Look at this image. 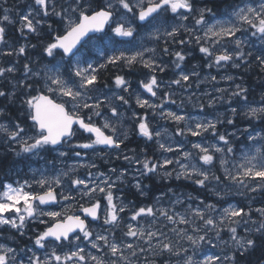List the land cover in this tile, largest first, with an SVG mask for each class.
<instances>
[{"label":"snow or ice","instance_id":"6c2138e0","mask_svg":"<svg viewBox=\"0 0 264 264\" xmlns=\"http://www.w3.org/2000/svg\"><path fill=\"white\" fill-rule=\"evenodd\" d=\"M221 4L25 0L27 10L19 16L18 31L25 39L38 38L41 54L36 59L27 49L35 50L38 44L13 47L6 40V26L16 20L12 9L4 8L0 45L8 50H0V56L17 59L8 66L0 64V141L6 145L0 170L5 176L19 175L17 167L23 163L31 179L0 183V240L27 238L31 246L0 243V264H241L247 254L264 248V80L257 78L259 98L250 99L256 88L244 83L243 76L225 74L217 80L211 74L201 77L197 70L248 71L255 63L264 73V0ZM157 43L164 45L159 53ZM194 50L204 63L187 71L184 65ZM164 56L173 59L165 62ZM170 65L174 78L159 79L157 73ZM109 66L147 69L138 86L161 102L153 103L141 92L130 94L132 83L124 75L116 74L109 87L100 78ZM193 77L196 80L189 83ZM220 81L233 85L181 98L180 108L187 103L201 115L163 111L165 104L177 103L173 86L187 91ZM132 99L152 115L160 109V118L176 125L175 136L199 140L187 141L190 150H185L184 140L175 145L161 142L162 135L173 134L151 127L147 111H133L128 117L125 108H131ZM218 105H225V111L205 112ZM10 109H16L15 118ZM126 118L136 125V135L154 140L160 153L175 155L149 157L144 149L140 154L135 149H129L132 155L124 152L122 145L129 139L123 127ZM98 146L114 150L115 160L136 166L132 187L141 196L152 187L144 180L159 177L190 181L216 202L191 193L178 195L169 187L152 204L130 207L132 201L114 195L118 185L126 184V167L105 172L94 161L78 162L84 149L99 156ZM33 157L44 160L45 166L31 169ZM80 168L88 170L83 178L75 175ZM231 196L242 199L233 203ZM258 199L262 206L253 208ZM178 205L183 207L178 210ZM52 206L60 210H49ZM125 212H130L127 218L121 215ZM36 221L48 226L30 236L29 224ZM12 230L15 236L4 235ZM117 231L122 233L119 240ZM210 249L219 251L209 255Z\"/></svg>","mask_w":264,"mask_h":264},{"label":"trees","instance_id":"16d2710c","mask_svg":"<svg viewBox=\"0 0 264 264\" xmlns=\"http://www.w3.org/2000/svg\"><path fill=\"white\" fill-rule=\"evenodd\" d=\"M28 2H30V0H28ZM217 2H218V5L222 7L221 0H217ZM4 8L12 9L11 15H12L13 19L16 20L15 24L6 26V40L8 41V43L13 47H18L20 44H26V43L38 44V38L35 37L34 35H28L27 38L25 39V38L21 37V35L18 31L19 26H20L19 25V16L22 15L26 9V6H25V3H23V0H7V3H3V0H0V18H2L3 14H4ZM45 39H46V37H45ZM156 47H157V52L159 53L160 49L162 47H164V45L162 43H157ZM193 48H195V45H193ZM0 50L7 51L8 49L5 46L0 45ZM185 51H187V49H185ZM40 54H41V48H40L39 44H38L37 49H35V50H33L31 48L27 49V55L32 59L39 58ZM16 59L17 58L15 56H12V57L0 56V64H2L3 66H8L9 63L14 62ZM172 59H173V57H171V56H164L165 62H168V61L170 62ZM253 59H254V57H253ZM100 62L102 63L103 60H101ZM20 63H21V65L24 63L23 58L20 59ZM203 63H204V61L202 59V54L199 53L198 51L194 50L192 52L191 56H189L188 59L186 60L184 67L186 68L187 71H189V70L191 71V69H192L191 67H193V65L202 66ZM34 67H36V66L34 65ZM171 70H173V68L170 65L169 70H167L168 72L166 71L164 73H157L158 78L163 79V80H166V79L170 80V79L174 78L173 72H171ZM197 70L201 71V77L206 76L207 74L208 75L212 74V75H216V76L218 75L217 80H220V76L225 75V74L243 76L244 77V83H246L249 86L256 88V91L252 93V96L250 97V99H252L253 97H255L256 99L259 98L258 92L261 91V89L259 87V83H258L257 78H259V80H264V73L260 72L258 66L255 63H253L251 69L248 71H245L243 68L242 69H232L230 67L227 69H221V70H219V72L216 69L209 70L207 68H202V69L197 68ZM147 71H148L147 69H144L142 67L140 68V66H136L131 71H129L127 69H117V68H113V67L109 66L106 70L101 71L100 78H101L102 82H106L109 85V87H111L113 77L116 74L124 75L126 77V79H129L132 83V89L130 90V94H131L133 91L134 92H141V91L143 92V90L141 88H139V86H138V81L140 79L144 78ZM17 75H19V73H17ZM195 80H196V78L193 77L192 81H190L189 83H191ZM236 82L239 83L240 81L237 80ZM232 85H233V82H225V81L221 82L220 81V83L218 85L217 84L216 85L211 84L212 87L211 86L208 87L209 90H207V91H212L214 87L231 88ZM205 87L206 86L203 87L202 85H200V87L198 89V88H195V86H193L192 88L188 89L187 90L188 92H187L184 89H181L179 86H173L172 91L175 93L176 98H174V99L177 101V104L168 103L170 105L165 104V108H170L169 109L170 111H176V112H181V113H183V112L184 113H191L192 115H201L198 108H193L191 105H189L187 103L184 105L185 107L180 108V106L178 104H179L182 97L189 95V93L191 94L193 91H195L197 94L201 93L202 91L204 92ZM200 88H201V91H200ZM165 90L167 91V89H165ZM182 90H183V92H182ZM181 94H182V96H181ZM214 94L217 95V93L213 92V95ZM133 101H135V100L133 99ZM133 101L130 100L131 108L130 109L126 108L129 112L132 113L133 111H135L137 113L142 114L143 112L147 111L149 113V121H150L151 127H157L158 129H161V127H164V128L172 127L174 129V132H175L176 125L173 122H170V120H165V119L160 118V116H159V112L161 111L160 109L156 110V115H152V111H149L146 109L145 110L139 109L138 106L135 103H133ZM2 103L3 102H0V104H2ZM169 106H172V107H169ZM225 109H226L225 105H218L217 109H215V110L214 109L210 110L208 108H205V112H213V111L224 112ZM10 111H11L12 117L13 118L16 117L15 116V115H17L16 109H10ZM163 111H164V109H163ZM129 117H131V116H129ZM125 125L126 126L128 125V127L130 128V134H129V139L125 141L124 145H122L123 150H125L124 152H126L128 155H132V153L129 151V149H135L136 153L140 154L141 150L144 149V150H146L147 155L149 157H153V156L159 157L160 156V152H158V149H157L158 146L155 144L154 140L153 141H146L145 138L136 135V125L131 120L127 119ZM132 128L135 130V132H133L134 130ZM79 138H81V141H83V137H79ZM190 139L193 142H197L199 140V138H197V137H190ZM5 148H6V145H4L2 143V141H0V153H3ZM102 151H105V150L102 149ZM112 153L114 154L116 152H114V150H112ZM112 157L113 156H109V155L106 156V160L110 161L109 164H105L104 160H102V161L94 160V162L97 163L98 166L100 164L101 167H99V168L100 169L102 168V170H105L109 167H115V168L118 167L117 168L118 170L121 168H125V167L128 169V176H127L126 184L125 185H118V188L114 190V195H122L123 194L122 196L124 197L125 203H127L128 201L133 202V204L130 205V207L145 206V205L152 204L154 197L158 196L161 190L167 191V189L169 187H171L176 193H178V195L180 193H185V194L191 193L193 196H200L201 198H206V200L208 202H213V203L216 202L215 198L206 195L203 192V190L198 189V187L193 185L190 181L175 180V179H173V180H162L159 177H153V178L144 180L145 184H149L152 187L149 189L147 196H141L132 187V184L134 183V181L132 180V173H133L134 167H136V166L128 164L127 161H124L121 159L115 160L114 157L113 158ZM7 159H8V161H11L12 160L11 155H9L7 157ZM88 159L89 158H87V160ZM23 167H24L23 163L18 165L17 171L18 172L21 171V169ZM129 171H131V172L129 173ZM13 174H16V172H9L8 175L5 176L4 171L0 170V183L11 182L14 178ZM84 174L85 173L81 172L80 177L83 178L85 176ZM217 174L218 175L220 174L219 171H217ZM120 188H123L122 192L120 191ZM169 196H171V193H169ZM229 199L232 200L233 203H236V202L240 201L242 198L239 196H231V197H229ZM102 203H103V201H102ZM164 203H165V206H167V199L165 200ZM193 203L195 204V203H197V201H193ZM261 206L262 205H261L259 199L253 203V208H257V207H261ZM182 207L183 206H180V205L177 206L178 210H180ZM121 215L123 217L127 218L130 215V212H125V213H122ZM253 216H254V218H256L255 213L253 214ZM125 222H128L127 219H125ZM44 228H46V225H43V226L40 225L39 226V224H35V225L29 224L28 234L30 236H34L35 233L42 231ZM121 228L123 229V224L121 225ZM4 235L5 236H9V235L15 236V231L12 230L11 233L6 232ZM121 235H122V233L120 231L116 232V238L118 240L120 239ZM225 238H227V237H225ZM129 239H131V238H129ZM4 242L8 243L10 246H13V247H15L17 245L23 246L25 244H28L29 246H31V241H29L27 238L17 237L14 240L13 239L0 240V243H4ZM208 253H209V251H208ZM241 264H264V248L258 247L254 251L247 254L241 260Z\"/></svg>","mask_w":264,"mask_h":264},{"label":"rangeland","instance_id":"374dc122","mask_svg":"<svg viewBox=\"0 0 264 264\" xmlns=\"http://www.w3.org/2000/svg\"><path fill=\"white\" fill-rule=\"evenodd\" d=\"M23 3H25V0H23ZM19 4V3H18ZM15 8V7H14ZM26 10L27 9H25V12H23V14H25L26 13ZM22 14V15H23ZM145 43H147L149 46H152V42H150V41H145ZM260 47V45L257 43V45H256V48L258 49ZM202 86H205L206 85V87L204 88V90L205 91H207V90H209L208 89V87H210L211 86V84L210 83H207V82H205V83H203V84H201ZM204 91V92H205ZM141 93H142V95H143V98H145V99H150L153 103H159V101L160 100H158L156 97H151L150 96V94H148V93H146V92H142L141 91ZM173 98H176V96L174 95V97ZM165 106V105H164ZM127 108V107H126ZM125 108V111L127 112V116L129 117V116H131V112H129L127 109ZM165 108V107H164ZM163 108V109H164ZM147 110H149V111H152L151 109H147ZM164 111H170L168 108H165L164 109ZM126 120H127V118L126 119H124V121H123V127L124 128H126V129H128V134H130V128L128 127V126H126L125 124H126ZM170 122H172V121H170ZM175 126V125H174ZM181 127H183V125H181ZM154 129H157V130H160V131H162L163 132V129H165L164 127H161V129H158L157 127H153ZM167 130H168V132L169 133H172L173 135H172V137L170 138L167 134H165V135H162L161 137H160V140H161V142H164V143H169V144H173V145H175V142L176 141H178V140H184L185 141V145H184V148H185V150H190V144H188L187 143V141H191V139H190V137H178V136H175V132H174V129L172 128V127H170V128H166ZM78 139H80L81 140V138H79L78 137ZM102 149H104L103 148V146H98V152H99V155H101V156H104V159H101L100 158V156H98L96 153H94L93 152V150L92 149H84V150H82V157L81 158H78V162H88V161H94V160H106V156H115V154L116 153H112V150H107V149H104L105 151H102ZM194 151V150H193ZM88 152V153H87ZM94 153V155H93V153ZM83 153H87V155L85 156V155H83ZM102 153V154H101ZM105 153H107V155L105 156L104 154ZM161 155H166V156H173V155H175V154H173V153H160V156ZM97 156V157H96ZM89 157V159L87 160V158ZM91 157V158H90ZM99 157V158H98ZM83 158V159H82ZM36 159V160H35ZM49 159H51V157H49ZM92 159V160H91ZM122 159V158H121ZM123 160V159H122ZM39 161V162H38ZM41 161V162H40ZM74 162H77V161H74V160H68V161H66V163L67 164H72V163H74ZM36 165H35V164ZM110 163V161L108 162V163H105V164H109ZM29 164H32V165H30L31 167V169H38V168H43L44 166H45V164H44V160H42V159H39V158H35V157H33L32 158V160L29 162ZM37 164H39V165H37ZM44 165V166H43ZM39 166V167H38ZM99 167H101V165L99 164ZM171 167V166H170ZM109 168H111V167H109ZM109 168H107V170L109 169ZM99 170L100 171H105V172H107V170H102V169H100L99 168ZM88 170H86V169H84V168H80L79 169V171L75 174V175H78V176H80V173L81 172H83V173H85V175H86V172H87ZM91 171L93 172V173H95L97 170L96 169H91ZM13 180L11 181V182H13V181H15V180H21V182L23 181V179H31V171L29 170V168H26L25 166L21 169V171H19V175H17V174H13ZM115 177H113V179H114ZM9 183V182H8ZM0 191H2V189H0ZM57 191L59 192L60 191V189H57ZM66 203V202H65ZM59 208V206H52V207H50V209L49 210H55V211H59L60 209H58ZM77 214H79L78 212H77ZM45 219H47L46 217H45ZM30 224H32V225H35V224H39V225H44V224H40L38 221H36V222H32V223H30ZM48 226V225H47ZM46 226V227H47ZM92 227L94 228V229H96V226H95V224L94 225H92ZM96 230H98V229H96ZM94 251V250H93ZM219 250L218 249H211V250H209V255H211V254H213L214 252H218Z\"/></svg>","mask_w":264,"mask_h":264},{"label":"bare ground","instance_id":"6f19581e","mask_svg":"<svg viewBox=\"0 0 264 264\" xmlns=\"http://www.w3.org/2000/svg\"><path fill=\"white\" fill-rule=\"evenodd\" d=\"M2 48V47H1ZM167 58V57H166ZM9 61V60H8ZM25 62V61H24ZM169 62V61H168ZM10 64V63H9ZM21 64V63H20ZM190 64V63H189ZM8 65V64H7ZM191 65V64H190ZM188 66V65H187ZM170 67V66H169ZM141 68V67H140ZM190 68V67H189ZM192 68V67H191ZM202 69V68H201ZM139 70V69H138ZM169 70V69H168ZM192 70V69H191ZM190 71V70H189ZM207 71V70H206ZM205 71V72H206ZM209 71V70H208ZM168 72V71H167ZM171 72H173V70H171ZM203 72V71H202ZM227 72V71H226ZM170 73V72H169ZM172 74V73H171ZM167 75V74H166ZM208 75V74H207ZM212 75V74H211ZM168 76V75H167ZM218 76V75H217ZM165 77V76H164ZM172 77V76H171ZM221 77V76H220ZM166 79V78H165ZM219 79V78H218ZM166 80H168V79H166ZM222 82V81H221ZM192 83V82H191ZM218 85V84H217ZM206 86V85H205ZM221 86V85H220ZM204 87V86H203ZM212 87V86H211ZM188 89H190V88H188ZM187 89V90H188ZM199 89V88H198ZM206 90V89H205ZM211 90V89H210ZM181 91V90H180ZM191 91V90H190ZM200 91H201V88H200ZM176 92V91H175ZM182 92H183V90H182ZM188 92V91H187ZM203 92V91H202ZM180 94V93H179ZM190 94V93H189ZM215 95V94H214ZM180 96V95H179ZM181 96H182V94H181ZM185 96V95H184ZM187 96V95H186ZM181 98V97H180ZM159 100V99H158ZM132 101H133V99H132ZM160 102V101H159ZM133 103H135V101H133ZM132 103V104H133ZM159 104V103H158ZM177 104V103H176ZM168 105H170V104H168ZM179 105V104H178ZM135 106V105H134ZM165 107V106H164ZM169 107H172V106H169ZM185 107V106H184ZM140 109V108H139ZM165 109V108H164ZM168 109H170V108H168ZM143 110H145V109H143ZM187 110V109H186ZM210 110H213V109H210ZM209 110V111H210ZM142 112V111H141ZM144 113V112H143ZM184 113V112H183ZM16 116V115H15ZM15 118V117H14ZM130 120V119H129ZM129 122V121H128ZM128 126V125H127ZM159 127V126H158ZM133 129V128H132ZM134 130V129H133ZM132 131V130H131ZM133 132H135V130L133 131ZM156 144V143H155ZM158 149V148H157ZM125 151V150H124ZM158 152H160L159 150H158ZM88 153V152H87ZM93 153V152H92ZM102 154V153H101ZM104 154V153H103ZM93 155H94V153H93ZM99 156H101V155H99ZM97 157V156H96ZM89 158V157H88ZM91 158V157H90ZM99 158V157H98ZM106 158V157H105ZM113 158V157H112ZM36 160V159H35ZM92 160V159H91ZM122 160V159H121ZM68 161V160H67ZM93 161V160H92ZM100 161H102L101 159H100ZM39 162V161H38ZM41 162V161H40ZM104 162H105V160H104ZM126 163V162H125ZM35 164V163H34ZM112 164V163H111ZM30 165H32V164H30ZM36 165V164H35ZM37 165H39V164H37ZM44 166V165H43ZM111 166V165H110ZM125 166V165H124ZM31 167V166H30ZM39 167V166H38ZM103 167V166H102ZM134 167V166H133ZM118 168V167H117ZM102 169V168H101ZM105 169V168H104ZM132 169V168H131ZM97 170V169H96ZM105 170H107V169H105ZM108 171V170H107ZM131 171H129V173H130ZM85 175V174H84ZM82 178V177H81ZM130 178V177H129ZM131 179V178H130ZM127 182V181H126ZM119 194V193H118ZM178 194V193H177ZM123 195V194H122ZM56 207V206H55ZM58 209H60V207L58 208ZM53 210V209H52ZM40 226V225H39ZM43 226V225H42ZM47 226V225H46Z\"/></svg>","mask_w":264,"mask_h":264},{"label":"water","instance_id":"95a60500","mask_svg":"<svg viewBox=\"0 0 264 264\" xmlns=\"http://www.w3.org/2000/svg\"><path fill=\"white\" fill-rule=\"evenodd\" d=\"M87 135V134H86ZM104 147V146H103ZM105 149H108V150H112V149H109V148H106V147H104Z\"/></svg>","mask_w":264,"mask_h":264},{"label":"flooded vegetation","instance_id":"af4514ba","mask_svg":"<svg viewBox=\"0 0 264 264\" xmlns=\"http://www.w3.org/2000/svg\"><path fill=\"white\" fill-rule=\"evenodd\" d=\"M79 213V212H78ZM80 214V213H79Z\"/></svg>","mask_w":264,"mask_h":264}]
</instances>
